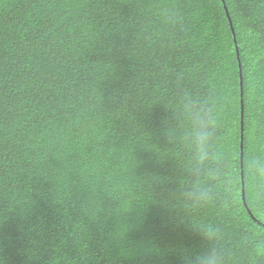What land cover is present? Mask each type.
<instances>
[{"label": "trees", "instance_id": "1", "mask_svg": "<svg viewBox=\"0 0 264 264\" xmlns=\"http://www.w3.org/2000/svg\"><path fill=\"white\" fill-rule=\"evenodd\" d=\"M225 1L237 45L222 0H0V264H183L200 223L226 264H264V0Z\"/></svg>", "mask_w": 264, "mask_h": 264}, {"label": "clouds", "instance_id": "2", "mask_svg": "<svg viewBox=\"0 0 264 264\" xmlns=\"http://www.w3.org/2000/svg\"><path fill=\"white\" fill-rule=\"evenodd\" d=\"M181 119L183 121L184 139L192 149L191 171L197 177L196 190L199 192L196 202H206L210 197L199 181L200 175L206 172L211 165L213 137L212 123L195 103H190L182 108ZM169 142L176 140L175 130L171 127L165 128L162 133ZM145 204L139 200L135 203L132 199H120L116 208L113 209L117 218L133 216L138 214ZM199 232L203 243L196 249H183L181 259L183 264H226L225 254L221 245V233L210 224L200 223ZM128 226L121 224L114 233L115 237L123 241ZM149 251L158 252L155 245ZM130 254V253H129Z\"/></svg>", "mask_w": 264, "mask_h": 264}, {"label": "water", "instance_id": "3", "mask_svg": "<svg viewBox=\"0 0 264 264\" xmlns=\"http://www.w3.org/2000/svg\"><path fill=\"white\" fill-rule=\"evenodd\" d=\"M223 3H224V6H225V10L227 12V17L229 18V21L231 23V28L233 30V34H234V37H235V44L237 45V39H236V34H235V30H234V26H233V22H232V18H231V15H230V12H229V9H228V6L226 5V1L225 0H222ZM237 51H238V57H239V49L237 48ZM239 62H240V69H241V72H242V64H241V60L239 58ZM241 87H242V95H243V75L241 73ZM242 105H243V101H242ZM243 116V115H242ZM243 124L244 122L242 121V127H243ZM243 138V136H242ZM241 148L243 149V140H242V145H241ZM243 160H244V157H243V154H242V157H241V161H242V167H243ZM242 176H243V186H242V197H243V202H244V205L246 207V209L248 210L249 214L252 216L253 219H255L256 221H258L255 216L253 215L252 211L250 210L249 206H248V203H247V198H246V189H245V182H244V171H242Z\"/></svg>", "mask_w": 264, "mask_h": 264}]
</instances>
